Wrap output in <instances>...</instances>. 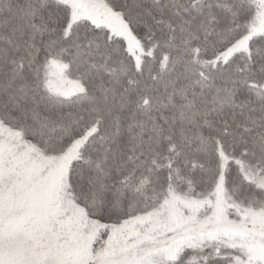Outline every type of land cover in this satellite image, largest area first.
Wrapping results in <instances>:
<instances>
[{
  "label": "snow or ice",
  "instance_id": "6c2138e0",
  "mask_svg": "<svg viewBox=\"0 0 264 264\" xmlns=\"http://www.w3.org/2000/svg\"><path fill=\"white\" fill-rule=\"evenodd\" d=\"M0 264H264V0H0Z\"/></svg>",
  "mask_w": 264,
  "mask_h": 264
}]
</instances>
